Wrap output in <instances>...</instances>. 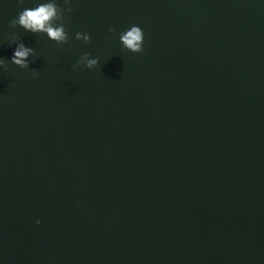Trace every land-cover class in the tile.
I'll return each mask as SVG.
<instances>
[{"label":"water","instance_id":"obj_1","mask_svg":"<svg viewBox=\"0 0 264 264\" xmlns=\"http://www.w3.org/2000/svg\"><path fill=\"white\" fill-rule=\"evenodd\" d=\"M23 6L0 0V56L36 52L0 70V264H264V0H72L63 45L10 28Z\"/></svg>","mask_w":264,"mask_h":264},{"label":"clouds","instance_id":"obj_2","mask_svg":"<svg viewBox=\"0 0 264 264\" xmlns=\"http://www.w3.org/2000/svg\"><path fill=\"white\" fill-rule=\"evenodd\" d=\"M18 5H25L26 0H17ZM28 6H23L16 16L9 21L12 29L22 28L25 32L33 34H43L47 39L55 42L57 45H63L68 42V32L66 31V21L68 13L72 12V0H27ZM116 30L109 28L108 32L113 33ZM143 29L131 24L126 29L118 33V40L121 47L125 50L137 53L142 52L143 48ZM9 41L8 46L12 48L11 56L5 60L0 56V70L5 69L8 63L14 64L21 69H29V65L35 63L36 52L32 46L26 45L16 32L6 34ZM74 39L89 41V34L76 31ZM98 64V59L89 52H83L76 60L74 67H84L92 69ZM32 75H38L36 70H32ZM39 224L40 221L36 220Z\"/></svg>","mask_w":264,"mask_h":264}]
</instances>
